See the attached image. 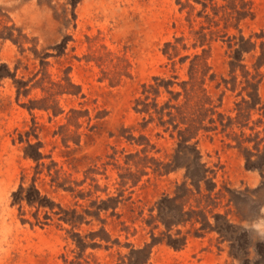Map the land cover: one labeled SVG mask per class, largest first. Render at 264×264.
Segmentation results:
<instances>
[{"label": "rangeland", "instance_id": "1", "mask_svg": "<svg viewBox=\"0 0 264 264\" xmlns=\"http://www.w3.org/2000/svg\"><path fill=\"white\" fill-rule=\"evenodd\" d=\"M72 3L0 0V264H264V0Z\"/></svg>", "mask_w": 264, "mask_h": 264}, {"label": "trees", "instance_id": "2", "mask_svg": "<svg viewBox=\"0 0 264 264\" xmlns=\"http://www.w3.org/2000/svg\"><path fill=\"white\" fill-rule=\"evenodd\" d=\"M77 0H73V3L71 5V15H73V12H72V8H73V4L76 2ZM233 10V5L230 6ZM243 8V4H241V9ZM237 17H243L242 14H239ZM252 47V45H251ZM243 47L241 45H239L238 43L236 44V46L232 49V52H231V55H229L230 59L228 61L229 65H233L234 61L235 60H238L240 59V54L242 52V49ZM260 48H261V51H262V54H264V46L263 44H260ZM247 50V49H246ZM47 55V54H46ZM44 54V57L46 56ZM1 67H5V64H1ZM154 89V88H153ZM155 90V89H154ZM18 93V91H16V94ZM135 104L136 105H141L140 108H135L136 111H141L142 110V105H146L145 102H143V100H136L135 101ZM213 120H209V122H212ZM176 126H173V128H175ZM209 128V127H208ZM211 129V128H210ZM196 131H192V129L190 128L189 125H186L184 128L182 129H178L176 130V147L174 149V153H173V156H172V159L176 157L177 153H179L181 151L180 149V146L188 141L190 138L193 137V135L195 134ZM196 143L197 141L195 140L191 146H190V151L191 153L194 154L193 158L186 162V163H183L182 166H184V172H183V177L184 179H189V182L194 186V188L196 189V192H199L200 191V188H199V183L200 181H204L206 183V180L209 182V185L208 187L206 186L205 184V190H206V200L208 202H214V199L217 197L219 191H216V192H212L214 186H215V183L212 181V176L211 177H206V172L208 171L207 168L204 167L205 163L204 162H200V155L198 153V150L195 149L196 148ZM38 144H29L27 143L26 147L24 148V155L25 156H28L30 157L31 159H33L34 161H37L40 159V157H42L41 153L38 151ZM27 149H31L30 151H27ZM178 163H176L174 160H172L171 163H167L164 165L163 167V172H167L169 169H174L176 167H178ZM33 178H32V181L31 183L26 186V187H23L22 184H21V181L20 183L18 184L17 188L11 192V197H12V200H11V203H18L19 207H20V202L21 201H24L25 204L27 205H33L35 203V207H36V211L39 207H44V206H47V210H44L43 211V219L44 221L42 223H47V220H51L52 219V215H55L57 214V212L55 211H51L52 209V206L54 205L51 201H48V203H45L46 201H44V199L46 200V198L42 195H40V192L39 190L35 187L34 183H33ZM182 185H185V182H182ZM177 188H175V195L170 198V201H175L178 199V196L181 194H178L177 193V190L176 189H180L178 186H176ZM185 191L187 192L188 189H185ZM191 193V192H189ZM211 193H214L213 196L211 195ZM160 203H161V200L158 201V204H157V209L159 210L160 209ZM211 204H214V203H211ZM207 205V204H205ZM58 207V206H57ZM213 206H210L209 209L207 210L208 212L211 211ZM179 208H181V206L179 205ZM35 211V213L33 214V217L35 219V222H37V212ZM179 215L178 216H181L183 214V212H179L178 213ZM157 216L159 218V220L165 225V227L169 228V226L173 223L176 222V219H174V216L173 214L169 213L168 215H166V217H162L160 215V213L157 211ZM202 220L203 221H206V215H202ZM214 218H219L220 216L219 215H216V214H213ZM222 219H224V216H221ZM206 225L205 226H208L206 222H204ZM214 228H217V227H214ZM150 245V244H149ZM149 245H147V247H149ZM142 251V249H141ZM136 252H140V249H137ZM135 253L134 250H131L130 251V256H132L133 254ZM147 256V254H146ZM130 258V257H128ZM127 258V259H128ZM129 264H139L140 261H136V259L133 257L132 260L128 259L127 261Z\"/></svg>", "mask_w": 264, "mask_h": 264}]
</instances>
